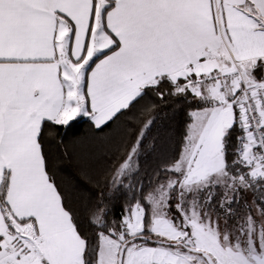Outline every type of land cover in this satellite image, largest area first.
Wrapping results in <instances>:
<instances>
[{"label": "snow or ice", "instance_id": "snow-or-ice-1", "mask_svg": "<svg viewBox=\"0 0 264 264\" xmlns=\"http://www.w3.org/2000/svg\"><path fill=\"white\" fill-rule=\"evenodd\" d=\"M0 264H264V0H0Z\"/></svg>", "mask_w": 264, "mask_h": 264}, {"label": "trees", "instance_id": "trees-1", "mask_svg": "<svg viewBox=\"0 0 264 264\" xmlns=\"http://www.w3.org/2000/svg\"><path fill=\"white\" fill-rule=\"evenodd\" d=\"M90 137H91V132L89 129V125L85 121L82 120L79 123V125L75 129H73V134L69 137V143L71 140L76 139L77 141L82 142V144L86 147ZM68 168H69V173H73V174L75 173L76 170L73 166L68 165ZM64 175L66 179L71 180V175L67 173ZM83 195L87 197L89 193L84 192ZM117 203H120V202H117Z\"/></svg>", "mask_w": 264, "mask_h": 264}]
</instances>
